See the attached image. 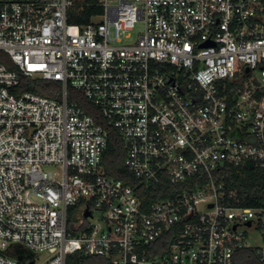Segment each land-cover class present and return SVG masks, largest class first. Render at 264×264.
I'll return each mask as SVG.
<instances>
[{"label":"built area","instance_id":"built-area-1","mask_svg":"<svg viewBox=\"0 0 264 264\" xmlns=\"http://www.w3.org/2000/svg\"><path fill=\"white\" fill-rule=\"evenodd\" d=\"M0 53V264H264L241 230L264 236V207L217 176L264 178V0H0ZM114 138L177 192L146 204L108 175Z\"/></svg>","mask_w":264,"mask_h":264},{"label":"trees","instance_id":"trees-1","mask_svg":"<svg viewBox=\"0 0 264 264\" xmlns=\"http://www.w3.org/2000/svg\"><path fill=\"white\" fill-rule=\"evenodd\" d=\"M99 12V8L92 7L83 10L84 16L72 18L75 23H87L90 21L89 16L92 13ZM0 59L11 66V61L4 53H0ZM37 80H40L38 82ZM28 89L42 93L46 96L59 98V84L51 81L45 83L41 79H33L29 82ZM72 98L78 99L92 113L94 109L89 108L88 101L85 100L80 93L75 90L70 91ZM125 150L118 138L112 139L108 153L105 156L108 175L127 179L138 191L140 197L146 204L151 203L160 198L171 196L177 192L180 186L167 183L165 186L146 185L139 179L124 169ZM217 176L224 181L229 190H236L240 199V205L245 207H264V178L255 168L247 166H234L227 164L224 168L217 172Z\"/></svg>","mask_w":264,"mask_h":264},{"label":"rangeland","instance_id":"rangeland-1","mask_svg":"<svg viewBox=\"0 0 264 264\" xmlns=\"http://www.w3.org/2000/svg\"><path fill=\"white\" fill-rule=\"evenodd\" d=\"M142 26L139 25L137 27V31L141 30ZM136 33V32H135ZM38 82H40V80H37ZM45 83H50L51 81H44ZM98 215V214H96ZM241 230H247V244L253 245V246H260L263 247L264 246V236L261 234L260 231L255 230V229H249L244 227H241ZM49 255L46 252H40L36 254V264H44L46 258Z\"/></svg>","mask_w":264,"mask_h":264},{"label":"water","instance_id":"water-1","mask_svg":"<svg viewBox=\"0 0 264 264\" xmlns=\"http://www.w3.org/2000/svg\"><path fill=\"white\" fill-rule=\"evenodd\" d=\"M88 214H89V212L86 213V215H88ZM249 224H250V222H249ZM17 250H18L17 257L21 260H23L26 256H29V257L33 256V253L31 251H29L25 248H22L20 246L17 247ZM29 264H34V262L31 261V262H29Z\"/></svg>","mask_w":264,"mask_h":264},{"label":"flooded vegetation","instance_id":"flooded-vegetation-1","mask_svg":"<svg viewBox=\"0 0 264 264\" xmlns=\"http://www.w3.org/2000/svg\"><path fill=\"white\" fill-rule=\"evenodd\" d=\"M16 252H18V250L16 249Z\"/></svg>","mask_w":264,"mask_h":264}]
</instances>
